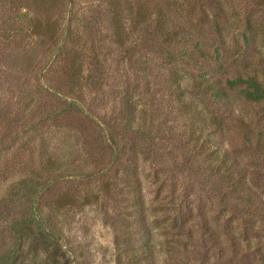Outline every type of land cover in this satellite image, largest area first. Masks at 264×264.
Here are the masks:
<instances>
[{
  "label": "rangeland",
  "instance_id": "rangeland-1",
  "mask_svg": "<svg viewBox=\"0 0 264 264\" xmlns=\"http://www.w3.org/2000/svg\"><path fill=\"white\" fill-rule=\"evenodd\" d=\"M185 41L240 120L173 92L199 76L175 68ZM237 76L264 87V0H0V258L264 264V100L240 98ZM65 195L89 203L57 211ZM36 208L56 244L10 232Z\"/></svg>",
  "mask_w": 264,
  "mask_h": 264
},
{
  "label": "trees",
  "instance_id": "trees-1",
  "mask_svg": "<svg viewBox=\"0 0 264 264\" xmlns=\"http://www.w3.org/2000/svg\"><path fill=\"white\" fill-rule=\"evenodd\" d=\"M168 42L170 41L168 40ZM181 49L182 51H180L179 53L180 57L178 58V61H175V68L180 66H189L191 68H195L199 76L198 80L195 83L186 82L185 85H181L179 83V80L174 79L173 83L171 84L173 92L175 91L177 95H179L182 94L184 91L191 90L193 93L199 94L200 97H202L203 99L210 101L212 107L220 113V116L223 119L226 118L240 120L239 117L233 116L232 112L225 110L227 108L225 107L226 105L224 103L228 100V95L226 91L222 88L219 83L213 81L212 78L210 79L209 77H207L208 75L206 74L204 67H201V59H203L204 55L201 52L202 48L200 47V42L197 41L196 43H194V46H192L191 42L186 43L185 41V43H183V45L181 46ZM226 85L230 89H235L237 86L240 85L244 86L243 89L238 91V96H240V98L245 101L260 102L264 100L263 84L259 82L258 79H256L255 77L246 76L245 78H242L241 76H237L235 79H227ZM179 104H183V102L180 101ZM195 110L192 111L187 107L184 108V110L182 109V114L185 116L189 128H191V137L195 139H200L202 133L197 131L199 129L192 128L194 125L198 126L199 128L205 125L198 123L193 124L194 119L197 117ZM127 126H130V124H127ZM222 168H225L224 170L227 172V179L229 178V181H231V184H233L235 190H238V194L245 199L244 202L247 204V206L252 207L253 203L251 202V194L242 184L243 181L240 175L241 171H239L238 168H234L231 170L227 166V164H222ZM49 185L50 184H47L44 189H46ZM137 187L138 185L135 186V188ZM33 198L34 201L39 199L36 198L35 195H33ZM79 203L80 202H78L74 198V196L65 195L58 197V199L55 201V206L57 208V211L64 210L65 208L74 207L77 205L79 207H82L89 203L88 198L83 199V201L80 204ZM51 221V217L45 221V218L42 213L38 210V208H36L35 211L31 210L26 218L13 221V223L10 224L9 229L10 232H13L14 236L17 237L18 242H20V240H23L24 236L26 235L25 231L29 232L32 229L31 226H33L35 231L39 232V234H42V237L46 242L56 244L61 237L60 235L56 234V232H53L54 228H51ZM146 252V250L143 252V257L146 256ZM17 253V249H13V251H10L5 256H1L0 261L2 262V264H15ZM149 264H151V262H149Z\"/></svg>",
  "mask_w": 264,
  "mask_h": 264
}]
</instances>
